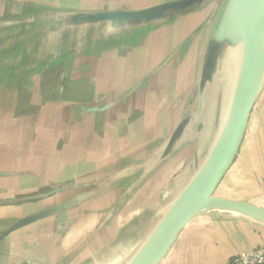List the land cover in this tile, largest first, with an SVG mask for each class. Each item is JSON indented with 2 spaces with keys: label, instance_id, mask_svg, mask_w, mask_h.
Instances as JSON below:
<instances>
[{
  "label": "crops",
  "instance_id": "1",
  "mask_svg": "<svg viewBox=\"0 0 264 264\" xmlns=\"http://www.w3.org/2000/svg\"><path fill=\"white\" fill-rule=\"evenodd\" d=\"M73 8L39 0H0V264H36L41 259L48 264L46 258L57 247L62 258L58 263L65 258L70 263L75 255L82 260L86 252L101 262L102 255L91 248L105 247L109 249L103 256L105 264L126 263L202 167L229 112L228 108L225 115L223 107L217 127L211 125L208 131L204 125L194 130L190 140L182 136L163 157L183 120V91L175 88L167 97L166 65L163 58L161 64L158 60L162 57L158 46L167 49V25L155 23L166 24L161 21L166 15L150 22L84 20L79 15L86 11ZM210 25L214 26L211 40L218 22L214 25L212 19ZM224 48L209 89V97L213 94L207 102L209 110L211 104L216 107L220 93L224 95L219 87L227 61ZM155 59L150 70L149 61ZM173 78L180 85L181 73ZM193 80H197V70ZM160 85L163 92L159 96ZM161 101L171 106L154 122L156 150L149 152L148 145L139 152L145 164L128 174L107 175L109 169L123 168V162L106 160L123 152L125 157L131 154V145L144 136L143 120L150 104ZM45 120L48 129L39 130ZM190 121L192 129L194 119ZM263 146L257 151L264 153ZM189 149L187 159L176 162ZM98 152L101 155H95ZM73 153L76 159L70 160ZM236 159L229 171L235 166L237 170L249 167L244 161L236 164ZM55 160L67 168L65 175L61 179L52 172L41 175L39 168H51ZM91 168L98 171L90 175L92 181L82 174ZM151 168L158 172L154 180L148 176ZM73 169L80 172L71 178ZM152 181L155 188L146 189ZM94 182L101 188L94 197L108 198L110 205L99 204V209L88 214L93 220L90 226L70 231V199L83 196L86 201L82 187ZM136 198L143 203L128 206ZM55 209H61L62 215L56 221ZM111 228L119 230V238L110 235L111 239L102 242L99 236ZM65 232L67 236L62 235ZM130 236L135 240L131 246L125 243ZM261 246L264 222L242 212L211 209L187 222L159 264H231L239 253Z\"/></svg>",
  "mask_w": 264,
  "mask_h": 264
},
{
  "label": "rangeland",
  "instance_id": "2",
  "mask_svg": "<svg viewBox=\"0 0 264 264\" xmlns=\"http://www.w3.org/2000/svg\"><path fill=\"white\" fill-rule=\"evenodd\" d=\"M28 1V0H27ZM43 2H51L52 5H57L59 7H71L73 8H79L80 10L86 11V13L91 12H101V13H113L118 10H140V9H146L149 7L154 6L156 3H183L184 5L178 6L171 9H181L180 12L171 15L170 13L166 15L161 21L166 22L165 23H155L156 25L162 24L167 25V34H165V48L164 49L160 46L158 48L160 49V52L162 54V57H159V63L161 64V58L164 59V64L166 65V80H165V92L167 97L173 90L178 87H181L182 94H183V102L181 103V115L182 118L190 117L191 119H194L193 123H195L196 126H198L199 123H202L204 121V124L206 125V128H209L211 125L214 127H217L220 122L221 114L224 112L225 115L227 114V109L232 106V101L234 99V95L236 94L237 90H239V84L242 83L243 75H244V67L242 66L243 58L246 60L248 55V44L245 42L244 38L238 39V41H235L231 44L230 47V55H229V63L227 64V74L224 79L220 82L219 87L223 89V97L220 93L219 102L217 100L216 107L214 104L210 105L209 110V104L204 103V101L208 98L211 100L213 97V94L211 97H209V86H205L203 81V76L206 73V66L207 63H209V48L211 45L210 35L213 30V25H210L212 22V19L215 23L218 22V25L223 18L225 12L230 7L233 9V13H230L231 21H233L236 24V35L239 37V29H238V21H239V9H235L233 4L236 0H39ZM262 0H252L248 6H247V26L250 30H252V34L255 35L254 37L258 38L256 42L258 43V53H259V60L261 63V67H258L254 69L253 73V79L256 82V80H260L258 82L257 87V96L255 100V104L253 107V110L251 112V116L249 119V123L246 128V133L241 145V152L239 151V156H237L236 164L237 162L249 164L248 168H242L240 170L236 169V166L232 168L231 171L225 177L223 178V182L220 183L218 189L215 192V196L218 197H226V198H232V199H240L244 201H249L250 203L259 205L264 207V199H260L261 197L264 198V153H260L257 151V149L262 145H264V6L260 5V2ZM41 2H37L36 4H40ZM188 4V5H187ZM186 5V6H185ZM190 5L195 6L194 8H190L185 12H182V10L188 8ZM44 7H47L44 4ZM169 9V10H171ZM168 10V11H169ZM154 24V25H155ZM170 24H172L170 26ZM153 25V26H154ZM218 27V26H217ZM217 27L213 31V36L217 30ZM213 38V37H212ZM163 39H159L158 42H162ZM244 40V41H243ZM152 44L154 43V40L151 41ZM243 43L244 46L243 47ZM161 44V43H160ZM163 49V50H161ZM244 51V52H243ZM157 59L155 61H149V68L150 70L154 68V65L156 64ZM174 70V71H173ZM195 70H197V80L194 79ZM181 73V82L180 85H178V80L173 78L178 73ZM175 74V75H174ZM174 75V76H173ZM154 82L151 80L149 82L150 86V93L153 94L154 89ZM239 87V88H238ZM162 90V91H161ZM163 89L160 85L159 90V96L162 94ZM185 92V93H184ZM207 92V97H205V93ZM166 97V98H167ZM164 99V98H163ZM224 100V101H222ZM229 100V101H228ZM169 103L165 102H157V103H151L150 104V112L147 116V119L143 120V129H144V136H139L138 139L134 141V144L131 145L129 151H131V154L129 156L125 157V152L121 154H117L118 157H109V160L107 159V163H113L114 159H117V161L122 160L123 162V168L120 169H109L107 172V175H111L114 173H118L120 176H123L125 174H128L133 168H138L145 164L142 160V155L138 156L139 152L147 150V146L149 145V152H152V150H156V144L153 143V134L157 132V129L155 130L154 122L158 121V118L161 116L163 117L170 108ZM158 117V118H157ZM163 121V120H162ZM173 121V120H172ZM192 123V124H193ZM48 121H42V124L39 125V130L43 129V131L48 126ZM157 125V124H156ZM197 128L194 127L192 129H188L185 134V139L190 140L195 137V131ZM149 131V132H147ZM147 133H149V137L147 136ZM187 136V137H186ZM149 138V142H146L145 139ZM52 138L50 141L55 139V135L51 136ZM136 138V136H135ZM141 139H144V142H141ZM261 142V143H260ZM144 143V144H143ZM158 147V146H157ZM264 150V146L262 147ZM194 149H197L196 146H194ZM128 151V152H129ZM147 153V151L145 152ZM144 153V154H145ZM191 153V149L186 150L183 152L177 159L176 162L180 160V162H184L189 154ZM42 153H38V157L40 159ZM95 155H101L100 152L96 153ZM69 159H76V153H73L69 156ZM127 161L129 165L126 167ZM174 162V161H173ZM252 162V163H251ZM235 164V165H236ZM61 161L55 160L53 162V167L51 168H39V172L41 175L47 174L49 172H52L53 176L57 179H61L65 173L67 168H61ZM143 168V166H142ZM172 168V167H171ZM98 169V168H97ZM86 170V169H85ZM99 170V169H98ZM237 170V171H236ZM112 171V173H110ZM80 170L74 171V169L70 173V177L72 178L75 173L78 174ZM98 171H96L95 168L88 169L85 171L84 175H86V178L90 181L93 179L90 175L97 174ZM169 171H165V174H168ZM239 172V176L235 173ZM110 173V174H109ZM157 171L155 169H152L149 171V178L151 180H154L157 177ZM75 174V175H76ZM106 175V176H107ZM167 176V175H166ZM100 179V178H99ZM109 180V177H108ZM167 180V177L164 178L161 182H165ZM256 182V183H255ZM128 184V183H124ZM154 181L146 185V189H152L154 187ZM100 184L89 183L87 185H83V189L86 190V201H83V196H81L80 199H70V205H69V225L71 230L76 229L78 226L85 225L86 227L90 226L93 223L92 217L88 216V214H92L93 209H99V204L104 205L106 208V205L109 206L110 201L109 199L105 200H98L97 196H95V192L100 191L101 188L99 187ZM123 189L124 186L119 187ZM81 189V190H83ZM109 191V190H108ZM107 191V193H108ZM115 192V191H114ZM119 193V192H115ZM98 194V193H96ZM106 194V193H105ZM138 198V197H137ZM136 200L131 202V204H128V206L135 205V204H141L143 203L140 200ZM136 202V203H135ZM141 202V203H140ZM104 203V204H103ZM137 204V205H138ZM61 209H55L53 212L54 221L55 219L61 218ZM66 214V212H64ZM60 215V216H58ZM66 218V216H65ZM68 225V226H69ZM73 227V228H72ZM92 228L89 232L90 236H93ZM77 230V229H76ZM118 229L111 228L104 232L103 235H100L99 238L103 242L105 239L110 237L112 235L114 239L116 237L119 238V233L117 231ZM121 231V230H120ZM67 232H65L64 236H67ZM63 238V236H62ZM117 238V239H118ZM110 242L109 240H106ZM135 240L133 237H129L126 239L125 243L129 244V246L132 245V243ZM119 243H122L123 240H119ZM64 249L65 248L64 246ZM92 249V252L98 251L100 255H102L101 262H99L96 258L95 260L92 259L93 257L91 255H88V252L85 253L84 259L82 257V260L75 255L73 260L68 263L65 262L68 259L65 258L63 262L58 263L62 258L59 259V251L60 248H56L53 250L48 257H44V259H48V264H105L106 263V257H103L104 254L109 250L107 247L103 249ZM64 251V250H63ZM71 253V252H70ZM102 253V254H101ZM63 257V256H62ZM81 258V257H80ZM45 259V260H46ZM64 259V258H63ZM44 260H40L36 264H44ZM54 262V263H52ZM122 264H125L122 263Z\"/></svg>",
  "mask_w": 264,
  "mask_h": 264
},
{
  "label": "water",
  "instance_id": "3",
  "mask_svg": "<svg viewBox=\"0 0 264 264\" xmlns=\"http://www.w3.org/2000/svg\"><path fill=\"white\" fill-rule=\"evenodd\" d=\"M251 1L236 0L233 4L235 9H239V21L237 23L239 37L238 35L235 37L236 24L231 21L230 13H233V9L229 7L217 27L209 48V63H207L203 81L205 86H209V89H211L214 84L212 81L214 79L213 75L221 65L219 52L222 46L224 45L226 48L224 55L227 58V61H224V67H226L229 63L231 44L242 38L248 44V55L246 56L245 52L244 56L247 58L246 60L243 58L242 63V66H245L242 83L239 84L240 88L238 87L239 90L234 95L233 104L231 108L229 107L226 119L221 121V130L213 142V147L202 167L174 202L166 209L157 225L151 230L150 236L145 243L125 264H159L167 255L179 232L187 222L207 210L224 209L242 212L264 222V207L250 203L249 201L215 196L216 190L240 151L255 104L258 82L261 81L260 79L255 82L253 79L254 69L258 66L260 68L261 63L259 60L258 43L256 42L258 38L254 37L253 31L247 26V6ZM182 5L184 4L180 2H167L146 9H122L113 13L91 12L81 14L79 17L84 20L131 22L143 20L150 22L164 17L165 11ZM260 5L264 6V0L260 2ZM244 46L246 45L243 43ZM226 69L228 68H225L224 77L228 75ZM206 94L207 92L205 93V97H207ZM208 100L207 98L204 103L207 104ZM190 120V117H186L177 126L163 152V157L172 151L174 144L182 136H185L190 127ZM204 125V121L199 123L198 126L193 123L192 128L196 127V130H198ZM25 222L23 221V223Z\"/></svg>",
  "mask_w": 264,
  "mask_h": 264
},
{
  "label": "built area",
  "instance_id": "4",
  "mask_svg": "<svg viewBox=\"0 0 264 264\" xmlns=\"http://www.w3.org/2000/svg\"><path fill=\"white\" fill-rule=\"evenodd\" d=\"M231 264H264V246L239 253Z\"/></svg>",
  "mask_w": 264,
  "mask_h": 264
},
{
  "label": "trees",
  "instance_id": "5",
  "mask_svg": "<svg viewBox=\"0 0 264 264\" xmlns=\"http://www.w3.org/2000/svg\"><path fill=\"white\" fill-rule=\"evenodd\" d=\"M195 6H193V5H190L188 8H186L185 10L183 9L182 10V12H185V11H187L188 9H190V8H194ZM181 11V9H171V10H167V11H165L164 12V15H168L169 13L171 14V15H174V14H176V13H178V12H180Z\"/></svg>",
  "mask_w": 264,
  "mask_h": 264
},
{
  "label": "bare ground",
  "instance_id": "6",
  "mask_svg": "<svg viewBox=\"0 0 264 264\" xmlns=\"http://www.w3.org/2000/svg\"><path fill=\"white\" fill-rule=\"evenodd\" d=\"M254 33V32H253ZM255 36V35H254Z\"/></svg>",
  "mask_w": 264,
  "mask_h": 264
}]
</instances>
